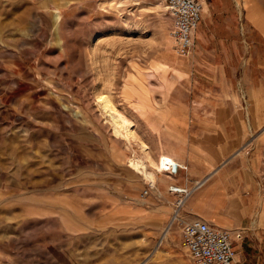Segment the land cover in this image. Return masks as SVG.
Returning a JSON list of instances; mask_svg holds the SVG:
<instances>
[{"label": "rangeland", "instance_id": "1", "mask_svg": "<svg viewBox=\"0 0 264 264\" xmlns=\"http://www.w3.org/2000/svg\"><path fill=\"white\" fill-rule=\"evenodd\" d=\"M204 2L193 58L174 52L161 0H0V264H193L180 221L202 214L186 198L170 223L175 183L149 188L128 161L155 167L172 103L226 84L245 134L214 173L250 207L236 258L263 255L264 0ZM99 94L133 120L130 144Z\"/></svg>", "mask_w": 264, "mask_h": 264}, {"label": "crops", "instance_id": "2", "mask_svg": "<svg viewBox=\"0 0 264 264\" xmlns=\"http://www.w3.org/2000/svg\"><path fill=\"white\" fill-rule=\"evenodd\" d=\"M201 2L205 4L204 0ZM214 17L215 20L227 19L226 15ZM259 18L261 19L258 15L257 23ZM253 19L252 17L251 20ZM201 34L199 32L200 37ZM191 56L195 58V50ZM225 86V89L219 88L214 90L215 92L210 90L209 97H195L191 103L186 104L182 100L172 103L168 110L170 118L168 130L161 127V142L154 144L156 132L151 133L153 135L151 153L154 158L158 154L166 155L187 166L185 171L180 170L176 176H164L165 184L175 183L191 188L197 177L206 175L204 179L199 180L200 182L197 181L201 185L192 190L186 202L195 208L194 215L202 214L204 218L202 220H208V223L223 229L240 232L241 241L250 231L248 201L239 194L225 197L222 172L214 173V170L240 148L245 134L243 114L233 104L235 95L229 92L228 84ZM218 183L221 185L217 186ZM198 201L205 203L202 210L196 205ZM236 242L234 260L237 259L239 264H264V249L263 255L256 259H253L254 255L236 258V251L241 245Z\"/></svg>", "mask_w": 264, "mask_h": 264}, {"label": "built area", "instance_id": "3", "mask_svg": "<svg viewBox=\"0 0 264 264\" xmlns=\"http://www.w3.org/2000/svg\"><path fill=\"white\" fill-rule=\"evenodd\" d=\"M164 9L171 19L169 36L173 43L174 52L180 57H187L194 48L195 30L201 18L202 4L199 0H161ZM157 173L167 176H176L180 170L185 171L187 166L172 158H166L161 162ZM169 186L168 189L175 195L173 202V215L171 222L179 220V211L185 199L190 195L194 187ZM149 188L152 185L147 183ZM180 186V185H179ZM147 190L143 191V195ZM180 242L188 253L193 264H232L234 259V241L241 239V233L229 229H223L212 225L201 218H193L180 221Z\"/></svg>", "mask_w": 264, "mask_h": 264}, {"label": "bare ground", "instance_id": "4", "mask_svg": "<svg viewBox=\"0 0 264 264\" xmlns=\"http://www.w3.org/2000/svg\"><path fill=\"white\" fill-rule=\"evenodd\" d=\"M96 106L98 111L100 112V115H102L105 121L110 125L114 135L122 137L126 140V142L130 144V140L134 137L133 120L129 118L128 115H125L119 110L118 106L114 103V101L108 94H99L97 96ZM141 147L145 149L146 145L144 143H141ZM159 157H161V162H163L166 158H170L166 155H161ZM128 162L133 167V169L140 174V176H143V179H145L146 182H149L152 187L153 184L155 185V182L157 180L156 171L160 167L159 159L155 163V167L151 169L148 168V165L144 161V159L132 158ZM167 229H165L163 236L166 235Z\"/></svg>", "mask_w": 264, "mask_h": 264}]
</instances>
